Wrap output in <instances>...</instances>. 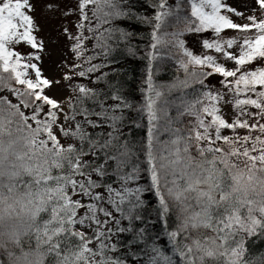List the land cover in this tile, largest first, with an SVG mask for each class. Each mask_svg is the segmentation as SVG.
I'll return each mask as SVG.
<instances>
[{
	"label": "snow or ice",
	"instance_id": "6c2138e0",
	"mask_svg": "<svg viewBox=\"0 0 264 264\" xmlns=\"http://www.w3.org/2000/svg\"><path fill=\"white\" fill-rule=\"evenodd\" d=\"M183 2L153 0L155 16L140 17L153 25L152 49L164 46L184 73L169 85H155L149 72L141 108L148 123L147 143L140 150L143 160L120 139L124 111L131 107L127 100L111 95L117 103L105 107L99 93L79 86L80 106L65 112L44 92L51 82L31 62L39 61L40 55L9 47L26 42L32 49L43 48L33 35V17L27 14L33 10L30 0L0 2V90L11 91L19 101L0 98V249L7 252L8 264H127L123 255H116L120 245L114 242L123 233L133 236L130 251L133 244L144 245L146 261L140 259V251H131L140 264H177L173 255L182 264H264V255L253 260L246 247L248 237L264 236V66L248 68L264 61V20L252 15L245 17L249 23L234 22L231 15L242 17L243 12L227 0H191L189 18L178 15ZM255 4L264 12V0ZM89 6L91 17L84 11ZM79 8L92 33L76 37L73 49L88 64L79 73L83 78L105 66L93 60L100 56L106 60L128 35L113 22L136 17L130 0H81ZM170 16L174 20L166 24ZM162 25L163 34L158 35ZM225 29L242 35L225 38L221 35ZM208 31L214 36H201L203 49L214 50L235 67L218 62L212 54L194 53L181 38ZM83 39L95 41L93 55H85ZM152 58H157L155 52ZM212 75L222 77V85L233 96L227 101L236 109L232 121L220 107L227 93L205 86ZM85 100L96 102L99 110L86 107ZM21 105L32 114L26 115ZM88 127L111 131L97 137ZM54 129L79 144H62ZM142 172L150 180L147 188L138 185ZM146 192L158 199L157 215L173 255L156 243L159 236L149 239L147 228L135 227L144 220ZM170 215L178 221L175 230L168 228ZM93 243L96 247H91Z\"/></svg>",
	"mask_w": 264,
	"mask_h": 264
},
{
	"label": "trees",
	"instance_id": "16d2710c",
	"mask_svg": "<svg viewBox=\"0 0 264 264\" xmlns=\"http://www.w3.org/2000/svg\"><path fill=\"white\" fill-rule=\"evenodd\" d=\"M3 2V0H0ZM177 0H168V3L175 5ZM132 6V11L136 18H125L113 22V26L119 27L123 32L128 35L123 36L120 42L115 45V50L110 56L105 60L104 57L100 56L93 60L94 64L105 65L99 69V71L90 74V76L81 77V86H86L88 88L94 89L100 94V97L105 100V107L117 103V101L110 99L111 95L119 94L122 95L127 102L131 105L130 108L124 111V120L121 126V137L122 141L127 142L134 152L140 155L141 160L144 159L143 153L140 151L147 143V114L146 111H141L142 106L145 104L147 96V79L149 72L151 71L152 80L155 85H169L173 83L177 77L183 78L184 73L179 68V64L175 58H170L167 49L158 45L157 49H152L151 45L155 43L152 40L153 25L147 23L140 17H146L152 19L156 14V9L153 7V0H130ZM92 6L84 9L89 15L92 16ZM191 0H184L181 10L178 15L190 17ZM174 20V16L167 17L165 23H170ZM84 29H81L83 36L90 37L92 33L87 31L88 24L83 21ZM95 21L93 20V26ZM107 27V25H105ZM164 26L162 25L161 31L158 35L163 34ZM174 29H169L173 31ZM86 45L85 55H93L91 51L94 47L95 41L92 39H83ZM156 53L157 58L153 59L152 54ZM81 65V64H80ZM83 68L79 71L85 70L88 64L83 62ZM201 69H197L200 71ZM15 87H22L20 85H14ZM80 86V85H79ZM75 87V96L73 101L70 103L68 113H71L72 106L79 107L78 97L81 93L78 91V87ZM200 91L204 88L200 85L195 86ZM191 92L192 89H189ZM175 95V94H173ZM0 98H6L14 104H18L19 101L15 95L7 90H0ZM84 105L88 108L99 110L97 103L91 100H85ZM49 106L45 105L44 112L46 113ZM21 110L25 112L26 115L32 114V109H24L21 105ZM77 119H83L82 117H77ZM95 119V117H93ZM29 123L35 124L33 121ZM74 123V122H73ZM87 131L90 134H94L99 137L102 133L106 131H111L110 128H91L88 127ZM165 137H161L164 139ZM79 144V141L67 138V144ZM85 159L91 160L92 157H85ZM108 180L113 183L114 186H118L112 177H108ZM150 180L146 172L141 173V179L138 181L139 186L145 188L148 187ZM137 186V185H133ZM98 191L103 192L104 189H98ZM145 208L142 210V215L144 216L143 221H138L136 223V228L141 227L147 228L148 232L151 234L149 239H155L157 236L159 238L156 243L165 251L168 255H173V248L170 243H168L165 225L163 220L158 217L157 209L159 208L158 199L153 192H146L144 194ZM124 225L127 221L123 222ZM178 223L175 215H170L168 219V228L175 230V226ZM111 226V225H110ZM204 231V230H201ZM205 235H213L211 231H205ZM133 240L131 233H123L118 239H114L120 245V252L116 255H123V258L127 261V264H140V260L131 255V251H140L141 257L146 261V257L143 256L142 244L131 245V251L128 247L129 242ZM91 247H96L92 244ZM246 247L249 249V257L255 260L256 258L264 255V236L248 237L246 242ZM173 258L177 260V264H182V261L178 257L173 255ZM0 264H8L7 252L0 249Z\"/></svg>",
	"mask_w": 264,
	"mask_h": 264
},
{
	"label": "rangeland",
	"instance_id": "374dc122",
	"mask_svg": "<svg viewBox=\"0 0 264 264\" xmlns=\"http://www.w3.org/2000/svg\"><path fill=\"white\" fill-rule=\"evenodd\" d=\"M81 0H30L33 6V10L27 14L33 17L34 31L38 42L42 43V50L32 49L26 42L13 43L9 45L13 51L23 54L40 55V60H32V63H36L41 69L42 77L47 78L51 82L50 87H45L44 92L50 98L57 100L65 112L68 113L70 103L75 96V87L81 86L80 81V69L77 65L83 64V59L73 49L77 45L76 37L82 35L79 25L84 21L79 8ZM199 2V0H197ZM227 2L243 12L242 17H236L231 15L234 22L237 23H249L245 17L255 15L257 20H264V12H261L255 4V0H227ZM253 33H248L252 35ZM221 35L225 38H232L238 35H242L235 30L225 29ZM203 37H213L214 33L211 31L203 34L186 33L181 38L185 41L186 47L193 50L196 54H212L218 58V62L224 63L227 67H235L231 61H225L220 58L219 54L214 50L203 49L202 39ZM86 48L83 40L80 41ZM231 51H236V48ZM22 63L25 62L23 59ZM264 66V61H257L248 66L249 70L257 69ZM209 71V69H203ZM29 76L35 79L33 70H29ZM232 78H229L231 80ZM222 77L219 75L209 76L205 80V86L211 88L214 92L220 91L227 93L220 102L222 113L226 119L232 121L236 118V109L233 103H227V101L233 100V96L228 92L222 83ZM204 90H206L204 88ZM240 98H244L241 96ZM255 111V109H249ZM61 121L64 116L61 113ZM210 119V118H209ZM251 122V121H250ZM56 134L61 139L62 144H67V138L63 137L58 129H54ZM241 134H246L244 130H239ZM224 134L231 135L227 130ZM256 133H253L255 135ZM77 199L79 197H73ZM83 209L80 210V214L83 213ZM84 230V229H82ZM88 231V230H84ZM88 235H92L88 231ZM96 245L95 243H93Z\"/></svg>",
	"mask_w": 264,
	"mask_h": 264
}]
</instances>
